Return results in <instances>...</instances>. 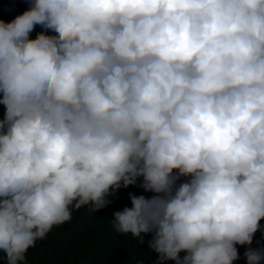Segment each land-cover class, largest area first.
Here are the masks:
<instances>
[{
    "label": "clouds",
    "instance_id": "clouds-1",
    "mask_svg": "<svg viewBox=\"0 0 264 264\" xmlns=\"http://www.w3.org/2000/svg\"><path fill=\"white\" fill-rule=\"evenodd\" d=\"M26 2L0 18L6 264L138 179L112 227L153 264H262L264 0Z\"/></svg>",
    "mask_w": 264,
    "mask_h": 264
},
{
    "label": "trees",
    "instance_id": "trees-1",
    "mask_svg": "<svg viewBox=\"0 0 264 264\" xmlns=\"http://www.w3.org/2000/svg\"><path fill=\"white\" fill-rule=\"evenodd\" d=\"M28 6L26 0H0V18L11 20ZM41 30L37 25L30 35L34 37ZM3 110V105H0V116ZM139 183L138 179L136 185L116 190L107 197L111 202L93 213L89 211V206L73 209L69 221L53 226L44 239L38 240L34 247L28 249L27 264H153L157 254L148 248L151 233H142L144 242L138 243L131 234H118L112 227V213L131 206L129 193L152 195L144 192ZM260 223L264 226V219ZM250 247H264V232L255 234ZM237 248L240 258L235 264H246L243 255L245 246L237 245ZM0 264H6L2 255Z\"/></svg>",
    "mask_w": 264,
    "mask_h": 264
}]
</instances>
